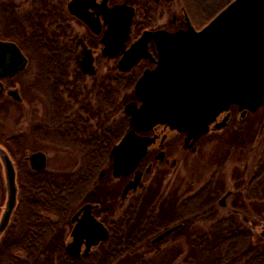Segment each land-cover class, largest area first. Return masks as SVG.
Returning a JSON list of instances; mask_svg holds the SVG:
<instances>
[{"label": "flooded vegetation", "instance_id": "obj_1", "mask_svg": "<svg viewBox=\"0 0 264 264\" xmlns=\"http://www.w3.org/2000/svg\"><path fill=\"white\" fill-rule=\"evenodd\" d=\"M130 1L117 4L110 0H67L55 25L46 28L47 48L58 49L54 59L51 53L45 61L34 44L31 46L34 58H30L17 41L0 37L1 42L14 44L25 58L21 67L13 53L0 54V148L13 163L16 188L13 212L0 234V264H28V258H32L31 264H78L87 258L100 261L103 257H114L119 232L140 205L131 199L154 188L162 201L147 203L144 214L165 226L153 229L156 232L146 238L136 255L150 259L167 253L173 255L172 264H191L188 257L202 248L204 235H208L212 224H228L231 217L253 247L264 244L262 202L248 196L244 182L227 189L223 180L219 182L216 178L219 171L216 170L202 185L194 187V181L184 188L176 185L173 197L162 186L166 176L174 172L177 183H181L179 156L200 153L210 135L230 128L240 130L243 120L264 105L254 112L231 105L211 121L204 119L206 123L189 128L167 120L154 121L144 130L133 131L135 138L147 143L141 156V148L133 144L124 149L125 153L112 154L132 131L130 116L142 105L136 98V84L146 77L138 95L147 98L155 82L152 74L160 71L158 47L153 38L138 49L139 58L134 62L128 58L131 46L144 32L173 34L185 31L189 24L180 8L182 17L173 13L167 25L145 26L144 21L136 25V8ZM142 1L146 10L149 4L157 6L169 0ZM119 5H127L134 12L126 41H121L118 29L121 14L114 10ZM203 27L192 28L199 31ZM11 108L15 110L17 131L14 137L6 138L3 121ZM120 111L119 127L104 126V121ZM24 116L31 117V134L41 143L40 148L29 153L21 145ZM135 150V159L139 157L133 167L127 161L128 153ZM55 152L67 158L72 153L82 161L80 173L48 170ZM37 153L45 159V167L39 171L28 160ZM115 156L124 163L115 164ZM241 172L248 176L246 165ZM255 174L254 168L249 179ZM156 182L158 186L154 185ZM6 199L0 162V220ZM124 215L127 217L123 218ZM172 228L170 234L154 242ZM131 239L143 240L138 235H132Z\"/></svg>", "mask_w": 264, "mask_h": 264}, {"label": "water", "instance_id": "obj_2", "mask_svg": "<svg viewBox=\"0 0 264 264\" xmlns=\"http://www.w3.org/2000/svg\"><path fill=\"white\" fill-rule=\"evenodd\" d=\"M114 10L121 14L118 29L121 41H126L133 9L119 5ZM149 38L157 44L160 71L152 74L155 82L147 98L146 95H138V92L142 93L140 90L146 77L136 84V98L142 101V105L130 116L132 131L113 149L112 154L125 153L124 149L133 144L141 148V156L147 143L135 138L133 131L144 130L154 121L167 120L189 128L206 123L204 119L211 121L231 105L250 112L264 105V0H233L199 31H194L188 24L185 31L173 34L144 32L129 50L131 61L139 58L137 51ZM5 53H13L19 66L24 67L25 58L19 49L14 44L0 41V54ZM135 154L136 150L128 153L127 164L133 167L139 157L135 159ZM28 160L35 170L45 167L41 153L31 155ZM0 162L7 187L6 204L0 220L1 234L15 206L16 188L13 163L1 148ZM114 162L124 163L116 156ZM173 230L165 231L154 242Z\"/></svg>", "mask_w": 264, "mask_h": 264}, {"label": "rangeland", "instance_id": "obj_3", "mask_svg": "<svg viewBox=\"0 0 264 264\" xmlns=\"http://www.w3.org/2000/svg\"><path fill=\"white\" fill-rule=\"evenodd\" d=\"M4 1L6 3L13 2L17 7L16 13L18 17L20 19H25L29 15L32 7H34L35 2L39 0ZM66 1L62 5L61 10L64 9ZM123 1L124 0H110L111 3L117 4L123 3ZM212 3V0L207 3L201 2V0H183V2L181 0H169L166 4L164 3L162 5L152 6V4H149L145 10L143 7L144 1L131 0L129 2L130 5L136 8V16L134 19L136 25L140 24L142 21H144L143 24H145V26L148 24L156 26L167 25L166 23L172 17L173 13L178 17H182L183 14L180 11V8H182L185 17L188 19V23L195 29L201 28L198 24H202L207 17L214 12V4ZM203 9L206 11L205 13L202 11ZM146 11L147 15H145ZM146 18L149 20H145ZM1 22L2 20L0 17V37L5 33L4 26ZM75 30L78 32V29L75 28ZM23 49L30 58H34L33 50L26 46L23 47ZM30 73L31 68L27 74L30 75ZM121 117L122 114L120 111L116 115H113L108 121H104V126L109 125L112 126V128L114 126L119 127V119ZM15 120V110L11 108L9 109L6 119L3 121L6 138L15 136V132L17 131V128L14 126ZM31 122L32 119L30 116H24L22 118L21 131L23 138L21 145L22 150H26L27 153L40 148L38 144H41L39 141H36L33 134H31ZM243 122L242 128L238 131L230 128L223 133L210 135L206 140V145H204L200 153L190 157L179 156L181 162L178 171L181 173V183H177L175 172L167 175L162 182V186L165 187L164 192L166 194L169 193L171 197H173V189L176 185H181V187L184 188L190 185L191 181H194V187L202 185V183L208 179L209 175L216 170H219L217 171L218 173H216V178L219 182L223 180L227 189H231L232 186L237 185L239 181L247 182L257 161L261 155H264V107H261L255 115L247 116ZM11 146L13 149L14 146ZM228 150H230V153L227 155ZM50 159L48 170L62 172L68 169L70 173H76L75 175L80 173L79 170L82 161H79L72 153H70L69 158H67L65 155H62L61 152H55ZM222 160V167L218 169ZM244 165H246L249 170L248 176L242 175L241 171ZM233 176H237L238 178L233 179ZM156 184L158 185V182H156ZM260 206L261 218L264 220V202H262Z\"/></svg>", "mask_w": 264, "mask_h": 264}, {"label": "trees", "instance_id": "obj_4", "mask_svg": "<svg viewBox=\"0 0 264 264\" xmlns=\"http://www.w3.org/2000/svg\"><path fill=\"white\" fill-rule=\"evenodd\" d=\"M65 1L39 0L35 2L29 15L25 19H20L16 13L17 7L13 2L6 3L4 0H0V17L5 31V35L3 34L2 36L17 41L23 51H25L23 47L26 46L31 49L32 44H34L37 46L38 51H40L39 53L42 54V57H45L44 60L51 53H53L54 59V57H57L56 53L58 49L56 46L47 48L49 39L45 37L46 28L55 25L56 20L61 16V7ZM181 1L183 2V0ZM210 1L201 0L204 3ZM212 1L214 12L202 24L199 23V27L208 24L233 0ZM202 11L206 12L204 9ZM104 146L105 144H103V148L106 149ZM229 153L230 150L227 151V155ZM102 164L104 165V161H102ZM222 164L223 160L220 162L218 169L222 167ZM255 170L256 174L243 184L248 187V196L252 198L257 197L261 202H264V155H261L257 161ZM235 178L238 177L236 176ZM240 184L242 182H237V185ZM155 186L158 185L155 184ZM131 201L140 203V205L136 207L132 220L119 232L117 255L114 257H103L100 261H91L87 258L79 261L78 264H172L174 260L173 255H168L167 253H160L159 257L156 256L150 259L135 254L138 249L142 248L141 245L145 244L146 238L156 232L153 229L156 230L165 226L162 223L158 224V220L152 221L144 214L147 203H159L162 201L158 191L154 188L150 193L142 192L134 196ZM126 217L125 215L123 216V218ZM160 220L162 219L160 218ZM211 230L209 229L208 235L203 236L205 241H203L204 244L197 254L188 257L191 264H264V244L253 247L244 239L242 237L244 232L242 229L239 230V225H237L235 218L231 217L228 224L214 223L211 226ZM132 235L141 236L143 240L134 241L131 239ZM28 260V264H31L32 258H28ZM48 263L50 262L48 261ZM58 264L63 263L59 262Z\"/></svg>", "mask_w": 264, "mask_h": 264}]
</instances>
